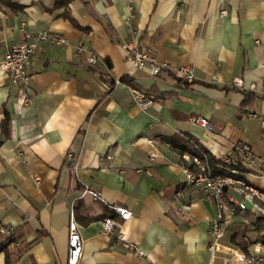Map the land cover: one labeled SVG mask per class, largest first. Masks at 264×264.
I'll use <instances>...</instances> for the list:
<instances>
[{
	"label": "crops",
	"instance_id": "crops-1",
	"mask_svg": "<svg viewBox=\"0 0 264 264\" xmlns=\"http://www.w3.org/2000/svg\"><path fill=\"white\" fill-rule=\"evenodd\" d=\"M22 27L68 40L35 51L28 101L1 68L5 43L19 42ZM134 42L171 67L192 66L194 81L172 68L152 75L147 66L133 67L126 45ZM79 43L87 50L78 52ZM237 77L245 88L234 86ZM263 81L264 0H0V222L19 227L18 242L27 246L14 264H67L73 219L83 240L79 264H210L216 208L198 190L176 197L190 164L182 156L193 153L169 140L217 159L242 142L263 163ZM131 85L152 95L153 106L140 108ZM198 116L211 129L194 123ZM246 177L264 188V163ZM80 200L91 211L78 219ZM109 205L132 212L128 220L111 217L112 233L103 228ZM251 221L238 219L222 243L247 250L243 237L259 238ZM21 245L8 247L13 258ZM0 264H7L5 252ZM214 264H225L224 253Z\"/></svg>",
	"mask_w": 264,
	"mask_h": 264
},
{
	"label": "built area",
	"instance_id": "built-area-1",
	"mask_svg": "<svg viewBox=\"0 0 264 264\" xmlns=\"http://www.w3.org/2000/svg\"><path fill=\"white\" fill-rule=\"evenodd\" d=\"M221 15H226V10L221 11ZM21 40L17 43H5V57L1 62V68L7 73L13 86L18 87L23 92L24 101L30 99L29 84L32 73L30 64L32 56L41 43L66 44L67 38L58 31L39 30L30 31L20 28ZM77 51H86L83 43L77 45ZM88 62L97 64L99 57L93 51H88ZM126 59L136 68L149 67L152 75H159L164 69H173L175 74L186 80L193 82L195 78L194 69L190 65H180L171 67L167 62H160L152 53L151 49L134 42L126 45ZM264 85V81H263ZM234 86L245 88L241 77L234 80ZM251 89H257L258 85L252 83ZM132 93L136 104L142 109H148L155 103V98L142 90L133 87ZM252 116H258L252 114ZM264 136V113L259 115ZM193 122L206 129H211V125L206 117L198 116L193 118ZM152 148L150 158L154 160L158 156L155 141L148 140ZM184 159L189 161V165H184L186 181L184 186L176 192V197L182 198L187 190L194 189L201 191L205 197L211 200L216 208V217L211 221L209 227L208 248L212 254L210 264L219 252L224 253L225 264H264V188L250 182L246 177L247 169L261 166L262 161L256 156L253 149L245 143H236L227 151L220 161L212 166L206 155L183 154ZM106 158L112 159V155ZM103 160V158H102ZM99 198L98 193L94 194ZM115 210L120 219L128 220L132 212L120 206L109 205ZM255 219V225L259 228V238L251 240L244 236L243 240L249 244L244 250L236 244L224 245L222 239L227 235L238 219L244 225H249ZM103 228L107 233H112L115 228V221L108 217L103 220ZM15 231V226L0 222V240L11 236ZM119 239L131 250H137L136 243L127 240L123 234ZM17 245L20 243L17 241ZM142 255L143 253L139 251ZM83 258V240L80 234L79 224L75 219L70 223L69 233V254L67 264H79Z\"/></svg>",
	"mask_w": 264,
	"mask_h": 264
},
{
	"label": "trees",
	"instance_id": "trees-1",
	"mask_svg": "<svg viewBox=\"0 0 264 264\" xmlns=\"http://www.w3.org/2000/svg\"><path fill=\"white\" fill-rule=\"evenodd\" d=\"M9 3L11 4V2ZM57 5H60V1L57 2ZM121 81L130 82L128 81L126 77H123ZM131 86L135 87L134 85H131ZM9 123H10V115L8 112H6L5 120L2 123L6 136H9ZM169 141L172 143L173 146L179 148L182 152L189 151L193 154H199L201 156L206 155L212 166H215L220 161V159H217L214 156L210 155L209 152L203 147L196 148L193 146L184 145L181 141L177 140L176 138H171ZM90 211H91V208L86 206L82 200L78 201V203L75 206V214L78 219H81V217H84L85 215L87 216L88 212ZM104 212H105V217H103V219L116 216L115 210L110 208L109 206L104 207ZM19 238H20L19 227H15V231L11 236L3 240H0V253L1 252L6 253V263L7 264H14V262H16L18 257L22 255L25 248L27 247V246L25 247V245H23V243L21 242L20 245L21 244L22 245L20 246L17 253L15 254L16 258H13L14 255L8 251V247L12 244H15L17 241H19L20 240ZM243 247L246 248V245L243 244Z\"/></svg>",
	"mask_w": 264,
	"mask_h": 264
}]
</instances>
